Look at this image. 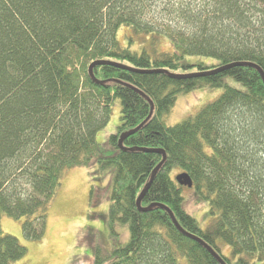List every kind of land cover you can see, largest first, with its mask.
I'll list each match as a JSON object with an SVG mask.
<instances>
[{"label": "trees", "instance_id": "16d2710c", "mask_svg": "<svg viewBox=\"0 0 264 264\" xmlns=\"http://www.w3.org/2000/svg\"><path fill=\"white\" fill-rule=\"evenodd\" d=\"M158 9L179 23L160 26L151 16ZM124 28L134 34L127 46L119 39ZM163 40L170 50L159 49ZM190 57L199 60L187 62ZM97 61L126 69L97 66V83L89 70ZM242 62L264 71V0H0V264H17L28 255L17 238L4 233L3 218L24 220V239L40 241L65 173L93 163L112 173L111 235L119 236L122 226L130 232L127 245L110 255L97 249L95 264H221L181 232L165 209L139 211L137 200L154 174L144 208H169L186 232L226 264H264L259 72L238 66L183 79L147 73H204ZM203 88L223 92L168 126L165 116L178 97ZM137 90L154 102V115L121 150V135L151 113ZM116 100L121 123L109 144L118 153L106 158L97 137L111 121ZM141 149H163L166 163L155 172L163 156ZM174 172L188 173L193 188L180 186ZM186 190L200 207L199 217L187 209Z\"/></svg>", "mask_w": 264, "mask_h": 264}, {"label": "rangeland", "instance_id": "374dc122", "mask_svg": "<svg viewBox=\"0 0 264 264\" xmlns=\"http://www.w3.org/2000/svg\"><path fill=\"white\" fill-rule=\"evenodd\" d=\"M158 9L154 12L155 21L162 26L164 23H179L176 15L169 16L168 12ZM134 36L130 29H122L119 39L122 45L127 46L128 40ZM139 42L136 41L133 50H137ZM163 51L170 50L169 41L163 40L158 45ZM201 59V58H200ZM199 60L190 57L187 62ZM204 61H209L206 58ZM228 82L238 86L234 79ZM222 89L203 88L180 95L170 113L165 116L166 124L176 126L198 111L208 103L215 101ZM121 103L116 100L113 106L111 121L106 128L100 131L97 143L102 157L116 156L118 151L110 146L109 138L116 133L120 126ZM180 174L174 172L173 177ZM111 170L100 171L97 163L88 168H77L65 173L62 185L50 204L47 228L40 241L31 242L24 239V220H14L9 217L13 227L4 225V233L17 238L20 244L27 248V257L17 264H95L97 249L105 255H110L113 250L124 247L130 239L127 226L117 228L119 236H112L108 226V212L111 197ZM94 188V203L91 205V192ZM188 198L187 209L200 216V207L195 206L191 192L186 190ZM199 210V211H198ZM196 217V216H195ZM198 217H196L198 219ZM20 234V236H19ZM227 252V250H225Z\"/></svg>", "mask_w": 264, "mask_h": 264}, {"label": "water", "instance_id": "95a60500", "mask_svg": "<svg viewBox=\"0 0 264 264\" xmlns=\"http://www.w3.org/2000/svg\"><path fill=\"white\" fill-rule=\"evenodd\" d=\"M103 65H114L118 68H122V69H126V67H124L123 65H120V64H116V63H111V62H108V61H97V62H94L91 66H90V75L91 77L95 80V75H94V69L95 67L97 66H103ZM238 66H246V67H251V68H254L256 69L260 76L262 77V80L264 82V71L262 70L261 67H259L258 65L256 64H253V63H233V64H229V65H226V66H222V67H219V68H216L214 70H211V71H208V72H204V73H193V74H186V75H178V74H171L169 73L168 71H163V70H152V71H148L147 73H151V74H154V73H163V74H166L168 75L169 77L171 78H174V79H183V78H191V77H207V76H211V75H215V74H218V73H221V72H224V71H227L233 67H238ZM97 83H102L100 81H97L95 80ZM118 82V81H117ZM144 98L147 99L148 103L151 105V113H150V116L148 117V119L146 121H144L141 125H139L137 128L133 129V130H130V131H127L125 133H123L120 137V140H119V148L121 150H125L126 148L124 147V142L126 139H128L129 137L133 136L134 134H136L137 132H139L143 127L144 125L152 118V116L154 115V111H155V105H154V102L149 98L147 97L143 92L137 90ZM143 152H146V153H156V154H161L163 156V159H162V162L159 164V166L156 168L155 172L156 171H159L162 166L166 163L167 161V153L163 150V149H141ZM155 179V174L153 175L151 181L149 182V184L147 185V187L142 191L140 197L138 198L137 200V207L139 209L140 212H147L150 208H153L154 206H159L163 209H165L171 216L174 224L176 225V227L183 233H185L186 235L190 236V237H193L195 240L201 242L207 249L208 251L221 263V264H226L224 262V260H222V258L212 249V247H210L209 245H207L206 243H204L202 240H200L199 238L189 234L188 232H186L179 224V222L177 221L174 213L169 209L167 208L166 206L164 205H160V204H156V205H152L148 208H144L142 206V202L146 196V194L148 193L149 191V188L151 187L153 181ZM176 181L177 183L180 185V186H183V187H187V188H193V180L191 178V176L188 174V173H182L180 175H178L176 177Z\"/></svg>", "mask_w": 264, "mask_h": 264}, {"label": "crops", "instance_id": "0c3cea01", "mask_svg": "<svg viewBox=\"0 0 264 264\" xmlns=\"http://www.w3.org/2000/svg\"><path fill=\"white\" fill-rule=\"evenodd\" d=\"M5 224H7L9 227H13L12 224H11V222L9 220L3 219L2 220V227H3V229H4V225ZM19 236H20V234H19Z\"/></svg>", "mask_w": 264, "mask_h": 264}]
</instances>
